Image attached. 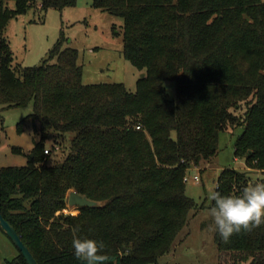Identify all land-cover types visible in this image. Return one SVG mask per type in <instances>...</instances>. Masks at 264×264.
<instances>
[{
  "label": "trees",
  "instance_id": "obj_1",
  "mask_svg": "<svg viewBox=\"0 0 264 264\" xmlns=\"http://www.w3.org/2000/svg\"><path fill=\"white\" fill-rule=\"evenodd\" d=\"M75 4L39 0L38 9ZM33 7L0 0V105L31 106L26 119L39 124L28 165L0 168V214L37 264H80L77 237L104 241L108 264H158L195 207L184 179L217 154L219 133L242 128L234 157L264 175V2L92 0L123 20V56L144 74L135 93L83 85L78 53L62 49V38L42 64L13 65L5 29ZM166 82L175 83L174 100ZM57 138L69 139V152L42 164L44 143ZM248 175L223 170L214 191L236 194ZM71 191L100 206L57 215ZM214 243L219 264H264V225L227 241L215 230ZM6 264L26 262L18 251Z\"/></svg>",
  "mask_w": 264,
  "mask_h": 264
},
{
  "label": "rangeland",
  "instance_id": "obj_2",
  "mask_svg": "<svg viewBox=\"0 0 264 264\" xmlns=\"http://www.w3.org/2000/svg\"><path fill=\"white\" fill-rule=\"evenodd\" d=\"M33 4L35 7L12 19L5 29L13 65L34 67L42 64L62 38V49L70 48L78 53L83 85L122 84L128 92H136L142 73L123 56L121 18L93 8L92 0H76L73 7L45 12L38 9L39 0H33ZM9 7L13 8L12 2ZM164 90L167 99H175L174 82H166ZM31 113V106L5 109L0 105V168L28 165L39 140V124L26 119ZM242 130L238 127L219 133L217 154L187 173L185 194L193 199L195 207L170 253L161 256L158 264H219L214 243L216 229L210 214L216 179L226 169L248 172L249 184L259 183L264 178L259 171L246 168L243 159L234 157V144ZM68 138L46 141L44 145L49 153L42 164L51 166L62 161L69 152ZM66 209L68 213L61 211L57 215L76 216L79 213L75 207L66 205ZM17 254L15 246L0 231V264H6Z\"/></svg>",
  "mask_w": 264,
  "mask_h": 264
},
{
  "label": "clouds",
  "instance_id": "obj_3",
  "mask_svg": "<svg viewBox=\"0 0 264 264\" xmlns=\"http://www.w3.org/2000/svg\"><path fill=\"white\" fill-rule=\"evenodd\" d=\"M210 214L219 236L225 241L242 230L251 231L264 225V183L249 184L236 194L213 191ZM102 240L74 238L73 254L80 264H108L110 257L102 254Z\"/></svg>",
  "mask_w": 264,
  "mask_h": 264
},
{
  "label": "water",
  "instance_id": "obj_4",
  "mask_svg": "<svg viewBox=\"0 0 264 264\" xmlns=\"http://www.w3.org/2000/svg\"><path fill=\"white\" fill-rule=\"evenodd\" d=\"M144 77V74L141 75V78ZM67 206L75 207V208H95L99 207L100 203L88 200L86 197H83L76 192H69L67 196ZM0 228L2 232L8 237V239L12 242L15 248L20 252L26 264H37L28 248L25 244L20 240L14 228L6 222L0 214Z\"/></svg>",
  "mask_w": 264,
  "mask_h": 264
},
{
  "label": "built area",
  "instance_id": "obj_5",
  "mask_svg": "<svg viewBox=\"0 0 264 264\" xmlns=\"http://www.w3.org/2000/svg\"><path fill=\"white\" fill-rule=\"evenodd\" d=\"M136 129H139V127H137ZM44 153H45V154H48V151H45ZM193 179H194L195 181H198V177H196V176H194ZM187 180H188V179L185 177L184 181L187 182ZM63 211H64L65 213H68L67 209H66V210H63Z\"/></svg>",
  "mask_w": 264,
  "mask_h": 264
}]
</instances>
